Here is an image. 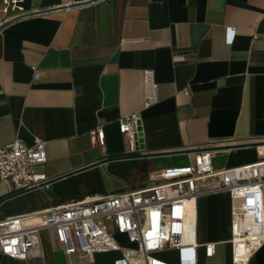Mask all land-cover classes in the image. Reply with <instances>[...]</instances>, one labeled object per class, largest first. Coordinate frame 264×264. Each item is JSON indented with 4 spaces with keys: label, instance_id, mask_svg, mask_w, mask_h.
Segmentation results:
<instances>
[{
    "label": "crops",
    "instance_id": "crops-1",
    "mask_svg": "<svg viewBox=\"0 0 264 264\" xmlns=\"http://www.w3.org/2000/svg\"><path fill=\"white\" fill-rule=\"evenodd\" d=\"M17 5L0 28V145L44 140L47 160L34 169L50 181L17 191L0 178V221L27 215L31 226L50 208L159 182L164 168L190 165L203 148L214 150L216 170L264 158V0ZM145 68L158 82V102L147 109ZM137 111L142 142L131 151L118 118ZM95 128L103 130V144H91ZM231 205L227 192L188 203L196 247L187 264H232ZM116 237L121 250L81 259L42 228L40 256L0 253V264H115L134 248ZM209 242L216 244L211 258L202 246ZM154 256L179 264L176 249ZM248 264H264V242Z\"/></svg>",
    "mask_w": 264,
    "mask_h": 264
},
{
    "label": "built area",
    "instance_id": "built-area-1",
    "mask_svg": "<svg viewBox=\"0 0 264 264\" xmlns=\"http://www.w3.org/2000/svg\"><path fill=\"white\" fill-rule=\"evenodd\" d=\"M17 2L0 0V28L10 20V12L19 9ZM33 70L37 81L40 72ZM142 81V108L147 109L158 102L154 70L143 69ZM140 118L139 111L118 118V130L128 136L131 151ZM103 141L101 128L90 131L91 144ZM213 156L211 148L200 149L190 165L164 168L159 182L50 208L41 214L39 224L26 225L27 215L0 221V253L18 259L40 256L39 231L52 228L64 252L78 253L81 259L121 250L116 235H123L134 248L124 249L115 264H170L154 256L165 249L178 250L179 264H187L188 253L196 247L188 225V203L204 194L227 192L232 202V264H248L264 242V158L216 170ZM46 160L44 140L34 137L32 144L26 145L15 138L0 145V178L11 181L17 191L41 188L50 179L34 166ZM202 246L207 258L215 255L214 242Z\"/></svg>",
    "mask_w": 264,
    "mask_h": 264
},
{
    "label": "water",
    "instance_id": "water-1",
    "mask_svg": "<svg viewBox=\"0 0 264 264\" xmlns=\"http://www.w3.org/2000/svg\"><path fill=\"white\" fill-rule=\"evenodd\" d=\"M134 137L137 139L138 143L142 142V138H141V124H140V120L137 121V126H136V133L134 135ZM141 148V146H140Z\"/></svg>",
    "mask_w": 264,
    "mask_h": 264
},
{
    "label": "rangeland",
    "instance_id": "rangeland-1",
    "mask_svg": "<svg viewBox=\"0 0 264 264\" xmlns=\"http://www.w3.org/2000/svg\"><path fill=\"white\" fill-rule=\"evenodd\" d=\"M116 239H117V237H116ZM117 241H118V239H117Z\"/></svg>",
    "mask_w": 264,
    "mask_h": 264
}]
</instances>
